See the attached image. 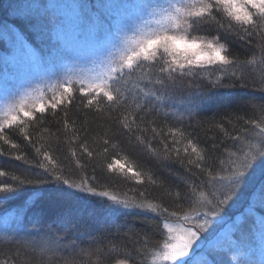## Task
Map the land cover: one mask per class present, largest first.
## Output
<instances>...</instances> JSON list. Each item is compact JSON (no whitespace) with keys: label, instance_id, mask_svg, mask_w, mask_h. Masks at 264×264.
I'll return each instance as SVG.
<instances>
[{"label":"snow or ice","instance_id":"snow-or-ice-1","mask_svg":"<svg viewBox=\"0 0 264 264\" xmlns=\"http://www.w3.org/2000/svg\"><path fill=\"white\" fill-rule=\"evenodd\" d=\"M0 40L11 45L0 58V141L36 170L0 182V202L23 197L21 229L26 220L35 228L53 217L35 236L2 241L0 264H149V257L150 264H264V0H0ZM85 63L99 71L85 72ZM36 80L47 84L13 91L17 81ZM248 88L258 100H242L239 90ZM237 101L252 114L206 117ZM73 107L83 122L69 120ZM90 115L108 122L102 153L117 158L106 169L128 174L126 191L98 187L103 165L93 163L99 154L88 136ZM53 121L62 123L56 133L45 127ZM13 130L23 146L11 139ZM41 132L55 135L57 148L62 134L84 174L72 178L39 143ZM121 134L160 167L178 165L182 173L172 172L170 182L119 158ZM146 185L161 189L174 208ZM133 213L140 227L119 222Z\"/></svg>","mask_w":264,"mask_h":264},{"label":"trees","instance_id":"trees-1","mask_svg":"<svg viewBox=\"0 0 264 264\" xmlns=\"http://www.w3.org/2000/svg\"><path fill=\"white\" fill-rule=\"evenodd\" d=\"M94 0H89V2L94 3ZM29 43H31V38H29ZM231 43V42H230ZM232 50L237 53H244V49L240 48L238 44H231ZM11 52V46L9 43H7L4 40H0V58L10 55ZM3 54V56H1ZM11 70V69H10ZM242 71L245 72V74L251 79V73L248 69H242ZM227 82V81H225ZM205 87H210V85H205ZM194 90V89H193ZM220 91H225L224 89H221ZM240 96L242 100H248L250 97H256L258 100L260 97V93L254 91L252 88L248 89H241L239 90ZM76 95L79 96V92H76ZM239 109V114L244 115L247 113L248 115L252 114L253 109L250 106H245L239 101L234 102L231 107L224 108L221 107L219 109H213V111H209L206 113V117H212L214 113L216 114V119L219 120L221 117L225 115V113L229 112H236ZM59 119L63 120V114L62 112L58 114ZM69 120L71 119H78L79 122H83V116L80 115V113L77 112L76 108L73 107L72 110L69 112L68 116ZM205 117H198V119H202ZM189 123L188 121H185V124ZM89 132L88 136L89 139L95 137L96 143L93 144V148L95 151L99 154L94 159L93 163H100L103 165V167H97L96 168V176L98 177V187L104 186L109 188V190H118L119 192H123L127 190V187L132 183L131 181H128L126 179L127 173H122L119 169H117L115 172H108L106 169V164L111 162L113 158V155L110 153L107 160L104 159L103 153H102V137L104 135V132L108 128V122L104 119L100 118H93L92 115L88 117V123H87ZM234 127H239V124L234 120L233 121ZM45 127H50L52 133L57 132V128H62V123L57 124L55 121H53L51 124H46ZM197 131L201 135V140L204 139V133L203 130L197 129ZM111 135V133H109ZM213 133L208 132L207 135L211 136ZM235 134V133H233ZM11 139H13L14 142L24 145L25 142L20 138L16 133L15 130L10 134ZM222 136V134H220ZM119 143L121 145L122 150H117L119 152V158L127 157L130 162L136 163L140 165L143 169H152L157 172V174L170 182H175L176 178L175 176L171 175L172 172H181L182 169H179L178 165H172L171 168L165 169L160 167L159 162L152 157L144 148L143 146H139L136 143H134V137L130 139L127 135H119L118 136ZM40 144L45 145V147H51L52 155L58 159V161L62 164V166L66 170H71L73 172L72 178H77L84 174L83 171L76 168V162L75 159L72 158L71 152L69 150V146L64 142V137L62 134H60V144L59 147H56V136H49L47 133L41 132L40 135ZM202 147L205 145H201ZM8 152H11L12 155H7ZM27 152L30 156V158L34 155V150L31 148L27 149ZM0 171H5L8 173L5 177H0V182H7L10 183L11 179L10 177L12 175H20L21 173H24L26 171L34 172L35 169L29 168L28 165L24 164L23 161H17L14 159V155L21 154L17 150L10 149L7 145H4L2 141H0ZM83 162H87L86 158ZM87 173L91 175L92 168L91 166L87 169ZM148 190L151 192V195L156 200H163L165 204H167L170 208H174V204L171 200V198L167 197L163 191L159 188H154L151 185H146ZM99 199V198H97ZM23 197H17L13 200H9L7 202H0V249L5 248V244L2 242L6 238L11 237L13 240H16L24 235V233H30L31 235L35 236L36 229L39 228L41 230H44L47 228L48 222L53 218L51 215L46 216L44 221L41 222V224L36 225V227H33V224L29 221H25L23 228L21 229L18 221H17V209L19 208L20 204L22 203ZM239 210H233V213H230V223H236L238 218L240 217V212L243 210V206H238ZM234 215H239L238 218H235ZM101 217L97 215L96 220L99 221ZM140 216L136 215L135 213L129 214V215H121L119 217V222L125 223V224H135L137 227H140ZM85 222H91V218H89L86 214L84 217ZM170 223H177L176 220H170ZM154 223V222H153ZM99 223L97 222V227H99ZM95 235V233H93ZM88 237L84 238V242L87 243ZM108 240H111L112 243H115L117 245H120L123 243V241L118 237H109ZM108 240H105L104 243L107 244ZM131 243V242H129ZM11 245H9L10 247ZM7 254V253H6ZM28 255L33 256L34 254L28 253ZM113 256L116 255V253H112ZM199 253L194 255L192 259L195 261L196 256H198ZM34 259L37 260H46L47 257H39L38 255L34 256ZM151 261V257H149V264Z\"/></svg>","mask_w":264,"mask_h":264},{"label":"rangeland","instance_id":"rangeland-1","mask_svg":"<svg viewBox=\"0 0 264 264\" xmlns=\"http://www.w3.org/2000/svg\"><path fill=\"white\" fill-rule=\"evenodd\" d=\"M64 2H73V0H64ZM94 3L96 2V0L93 1ZM154 26V25H153ZM10 45V44H9ZM11 46V45H10ZM1 56H3V54H1ZM84 71L85 72H95V71H99V69H95L91 64H87L85 63L83 65ZM17 87L13 88V91H16L17 88H21L23 90H31V89H37L39 87L45 86L47 84V81H17L15 82ZM38 94V93H34ZM5 98L2 94H0V111L3 110L4 105H5ZM239 215H234L235 218H238Z\"/></svg>","mask_w":264,"mask_h":264}]
</instances>
